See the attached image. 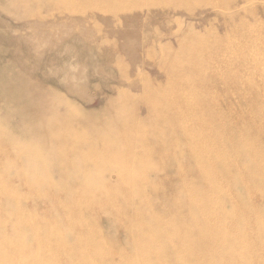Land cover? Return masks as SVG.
Masks as SVG:
<instances>
[{
    "label": "rangeland",
    "instance_id": "rangeland-1",
    "mask_svg": "<svg viewBox=\"0 0 264 264\" xmlns=\"http://www.w3.org/2000/svg\"><path fill=\"white\" fill-rule=\"evenodd\" d=\"M210 193L234 230L204 224ZM262 223L264 0H0V257L264 264Z\"/></svg>",
    "mask_w": 264,
    "mask_h": 264
},
{
    "label": "bare ground",
    "instance_id": "bare-ground-1",
    "mask_svg": "<svg viewBox=\"0 0 264 264\" xmlns=\"http://www.w3.org/2000/svg\"><path fill=\"white\" fill-rule=\"evenodd\" d=\"M210 1H212V0H209V2H210ZM216 1H218V0H216ZM220 1H221V0H220ZM213 3H214V2H213ZM219 3H220V2H219ZM219 3H218V4H219ZM211 4H212V3H211ZM219 5H220V4H219ZM141 6H142V5H141ZM213 6H215V4H214ZM235 42H236V41H235ZM229 43H230V42H229ZM229 43L226 44V45H229ZM224 44H225V43H224ZM224 44H223V48L227 47V46H225ZM230 44L232 45V43H230ZM236 44H237V42H236ZM221 45H222V44H221ZM237 46H238V44H237ZM232 48H233V47H232ZM126 49H127V48H126ZM227 49H228V48H227ZM227 49H226V50H227ZM238 49H239V48H238ZM242 49H243V48L241 47V52H242ZM202 50H203L202 52H205V51H206V50H204V48H203ZM224 50H225V49H224ZM224 50H223V51H224ZM230 50H231V49H230V45H229V49H228V51L232 53L233 51H230ZM234 50H235V48H234ZM109 51H110V50H109ZM220 51L222 52V50H220ZM228 51H227V52L224 51V52H222V53H223V54L225 53L226 55H228V54H227ZM243 51H244V50H243ZM110 52H112V51H110ZM110 52H109V53H110ZM128 52H130V51L128 50ZM235 52H236V51H235ZM238 52H239V51L237 50L236 53H237L238 55H240L241 52H240V53H238ZM109 53H107V54H109ZM207 53H208V52H207ZM242 53H243V52H242ZM127 54H129V53H127ZM153 55H154V54H153ZM208 55H209V54H208ZM221 55H222V54H221ZM232 55H233V54H232ZM238 55L235 54V56H237V59H238ZM242 55H243V54H242ZM109 56H110V55H109ZM209 56H210V55H209ZM210 57H211V56H210ZM228 57H229V56H228ZM240 57H241V56H240ZM225 58H226V57H225ZM225 58H223V59H225ZM194 59H195V58H194ZM221 59H222V58H221ZM229 59H230V58H228V60H229ZM233 59H234V61H235V58H233ZM233 59H232V57H231L230 60H233ZM192 60H193V59H192ZM195 60H196V59H195ZM210 60H211V59H210ZM226 60H227V59H226ZM226 60H225V61H226ZM228 60H227V61H228ZM172 61H173V60H172ZM234 61H233L232 63H235ZM254 61H255V60H254ZM132 62H133V61H132ZM255 62H256V61H255ZM105 63H106V62H105ZM169 63H170V61H169ZM251 63H252V62H251ZM136 64H137V63H136ZM136 64H134V65L137 66ZM253 64H254V63H253ZM172 66H173V65H172ZM245 66H247V65H245ZM199 67H201V66L199 65ZM232 67H233V66H232ZM247 67H249V66H247ZM258 67H259V66H258ZM134 68H135V67H134ZM196 68H197V67H196ZM204 68H205V67H204ZM197 70H198V73H202V72H201L202 70H201L200 72H199L200 69L197 68ZM137 71H138V70H137ZM174 71H175V70H174ZM245 71H246V70H245ZM231 72H232V73L235 72L234 69H233ZM101 73H102V72H101ZM235 73H236V72H235ZM247 73H248V70H247ZM140 74H141V73H140ZM191 74H192V73H191ZM191 74H190V75H191ZM82 75H83V74H82ZM174 75H175V73L173 74V76H174ZM182 75H184V74H182ZM202 75H203V74H202ZM246 75H247V74H246ZM176 76H177V75H176ZM180 76H181V75H180ZM180 76H179V77H180ZM199 76H200V75H199ZM168 77H169L168 79H170V76H168ZM174 77H175V76H174ZM194 77H195V75H194ZM244 77H245V75H244ZM244 77H243V75H242V79H243ZM166 78H167V77H166ZM189 78H190V77H189ZM246 78H247V77H246ZM105 79H106V78H105ZM174 79H175V78H174ZM177 79H178V78H177ZM185 79L187 80V78H185ZM185 79H184V80H185ZM240 79H241V78H240ZM166 80H167V79H166ZM166 80H165V81H166ZM171 80H172V79H171ZM184 80L182 79V81H184ZM199 80H200V79H199ZM81 81H82V78H81ZM81 81H80V82H81ZM169 81H170V80H169ZM172 81H174V80H172ZM178 81H179V79H178ZM188 81H190V80H188ZM167 82H168V81H167ZM179 82H181V80H180ZM243 82H244V81H243ZM81 83H82V82H81ZM83 83H84V82H83ZM168 83H169V82H168ZM174 83H175V81H174ZM174 83H173V84H174ZM183 83H184V82H183ZM188 83H189V82H188ZM188 83H187V84H188ZM77 84H78V83H77ZM77 84H74L75 87H76ZM79 84H80V83H79ZM175 84H176V83H175ZM81 85H83V84H81ZM169 85H170V84H169ZM171 85H172V84H171ZM71 86H72V85H71ZM174 86H176V85H174ZM174 86H173V88H174ZM180 86H182V84H181ZM194 86H195V85H194ZM72 87H73V86H72ZM77 87H78V86H77ZM168 87H169V86H168ZM183 87H184V84H183ZM183 87H182V88H183ZM187 87H188V85H187ZM189 87H191V86H189ZM199 87H200V86H199ZM84 88H85V87H84ZM84 88H83V89H84ZM170 88H171V87H170ZM176 88H177V87H176ZM182 88H181V89H182ZM171 89H172V88H171ZM183 89H184V88H183ZM191 89H192V88H191ZM193 89H194V88H193ZM193 89H192V90H193ZM195 89H197L196 86H195ZM176 90H177V89H176ZM197 90H198V89H197ZM78 91H79V90H78ZM78 91H77V92H78ZM82 91H83V90H82ZM86 91H87V90H86ZM167 91H169V90H167ZM171 91H172V90H171ZM188 91H189L188 94H189L190 92H192V91H190V89H189ZM67 92H68V91H67ZM94 92H95V91H94ZM180 92H181V91H180ZM197 92H198V91H197ZM74 93H75V92H73V94H74ZM79 93H80V92H78V94H79ZM168 93H169V92H168ZM172 93H173V94L171 95V93H170V95H171L172 97H174V93H176V91H175V92L172 91ZM183 93H184V91H183ZM192 93L195 94V93H196L195 90H194V92H192ZM192 93H190V94H192ZM198 93H199V92H198ZM68 94H70V92H69ZM73 94H72V95H73ZM82 94H83V93H82ZM194 94H192V95H187V94H186V95H187V96H190V97H191V96L193 97ZM76 95H77V94H76ZM181 95H183V94H181ZM181 95H177V96H181ZM198 95L200 96V93H199ZM77 96H78V95H77ZM79 96H80V95H79ZM187 96H186V97H187ZM194 96H196V94H195ZM144 97H145V96H144ZM146 97H147V96H146ZM168 97H169V94H168ZM172 97H169L168 99H171ZM184 97H185V96H184ZM192 97H191V98H192ZM58 98H59V97H58ZM80 98H81V97H80ZM148 98H150V97H148ZM177 99H178V98H177ZM177 99H176V103H177ZM187 99H190V98L188 97ZM187 99H186V100H187ZM193 99H194L193 101H196V100L198 99V102H197V103H199V98H198V97H197L196 100H195V97H193ZM183 100H185V99H183ZM186 100H185V101H186ZM200 100H201V99H200ZM54 101H56V100H54ZM151 102H152V103H155V102H154V99H153ZM168 102H169V101H168ZM174 102H175V101H174ZM183 102H184V101H183ZM58 103H59V102H58ZM172 103H173V102H172ZM194 103H195V102H194ZM197 103H195V104H197ZM203 103H204V101L202 102V104H203ZM211 103H212V102H211ZM177 104H178V103H177ZM177 104H176V106H177ZM190 104H191V103H190ZM190 104H189V105H190ZM202 104H201V105H202ZM150 105H151V104H150ZM152 105H153V104H152ZM171 105H172V104H171ZM178 105H179V104H178ZM184 105H185V103H184ZM192 105H193V104H192ZM197 105H198V104H197ZM35 106H36V105H35ZM153 106H154V105H153ZM174 106H175V105H173V107H174ZM176 106H175V107H176ZM190 106H191V105H190ZM156 107H158V106H156ZM156 107H155V108H156ZM171 107H172V106H171ZM179 107H180V106H179ZM186 107H188V105H187ZM186 107H185V108H186ZM192 107H193V106H191L190 109H192ZM196 107H197V106H196ZM196 107H195V108H196ZM44 108H45V107H44ZM172 109H173V108H172ZM177 109H178V106H177ZM177 109H176V110H177ZM156 110H157V109H156ZM181 110H183V114H184V112H185V111H184V108L181 109ZM188 110H189V109H188ZM188 110H187V111H188ZM194 110H195V109H194ZM191 111L193 112V110H191ZM195 111H196V110H195ZM195 111H194V112H195ZM198 111H199V110H198ZM204 111H205V108H204ZM204 111H203V112H204ZM178 112H180V111H178ZM201 113H202V112H201ZM173 114H174V113H173ZM180 114H181V113H180ZM183 114H182V115H179V114H178V115H179V116H183ZM188 114L191 115L190 112H189ZM193 114H194V113H193ZM174 115H175V114H174ZM176 115H177V113H176ZM176 115H175L173 118H175V119L178 118V120H179V125H180L184 130H185V129L188 130V128H189V129H192V131H193L194 125L196 124V121H193V119H194V120L197 119V118L199 117L198 115H197L198 117L195 116L194 118H193V116L191 115L193 119L191 118V116H190V118H191L192 120H191V119H187V118H185V117H184V118H181V117H179L178 115H177V116H176ZM194 115H195V114H194ZM204 116H205V115H204ZM204 116H203V117H204ZM208 117H209V116H208ZM218 117H219V116H218ZM201 118H202V117H201ZM198 119H199V118H198ZM202 119H203V118H202ZM202 119H200V122H201ZM210 119H211V118H210ZM219 122H220V121H219ZM157 123H158V122H157ZM207 123H208V122H207ZM58 124H59V123H57V125H58ZM197 125H198V124H197ZM203 126H204V125H203ZM206 126H207V125H206ZM210 126H211V124H210ZM212 126H213V124H212ZM195 127L198 128L199 125H198V126H195ZM200 128H202V127H200ZM209 128H210V127H209ZM49 129H50V128H49ZM184 130H183V131H184ZM197 130H198V129H197ZM199 130H200V129H199ZM202 130H203V129H202ZM205 130H206L205 132H207V130L211 132L210 129H205ZM185 131H186V130H185ZM192 131L189 130V133L192 132ZM195 131H196V130H195ZM203 131H204V130H203ZM212 131H213V130H212ZM42 132H43V131H42ZM133 132H134V131H133ZM186 132H187V131H186ZM193 132H194V131H193ZM193 132H192V133H193ZM196 132H197V131H196ZM199 132H200V131H199ZM210 132H209V133H210ZM134 133H135V132H134ZM197 133H198V132H197ZM200 133H201V132H200ZM203 133H204V132H203ZM212 133H213V132H212ZM212 133L210 134V136L212 135ZM36 134H37V133H36ZM36 134H35V135H36ZM186 134H187V133H186ZM204 134H205V133H204ZM39 135H40V134H39ZM41 135H42V133H41ZM190 135H191V133H190ZM194 135H195V134H193V136H192V135H191V136H188V138L186 139L187 142H188V144H189V146H190V148L193 149V150H194L195 148H199V146H202V144H204V142L207 141V140H206V141H204V142L202 143V140H201L200 134H199V133L196 134V136L198 135L199 137H198V136L195 137ZM213 135H214V134H213ZM204 138H205V137H204ZM210 138H211V137H210ZM13 139H14V138H13ZM205 139H207V138H205ZM211 140H213V139H211ZM32 141H33V144H34V140H32ZM208 141H209V140H208ZM211 142H212V141H211ZM213 142H214V141H213ZM18 143H19V142H18ZM31 143H32V142H31ZM38 143H39V142H38ZM24 144H26V143H24ZM27 144H28V143H27ZM27 144H26V145H27ZM39 144H40V143H39ZM41 144H42V142H41ZM144 144H145V143H144ZM144 144L142 143V145H144ZM206 144H207V142H206ZM209 144H210V141H209ZM209 144H208V145H209ZM212 144H213V146L215 145L214 143H212ZM21 145L23 146V144H21ZM21 145H20V146H21ZM22 146H21V149H22ZM33 146H34V145H33ZM146 146H147V145H146ZM17 147H18V144H17ZM25 147H26V146H25ZM35 147H37V143H36ZM35 147H34V148H35ZM144 147H145V145H144ZM209 147H211V146H209ZM26 148H27V147H26ZM38 148H39V147H38ZM41 148H42V147H41ZM183 148H184V145H183ZM32 149H33V148H32ZM39 149H40V148H39ZM44 149H45V148H44ZM47 149H48V148H47ZM146 149H147V148H146ZM206 149H207V148H206ZM213 149H215V147H214ZM219 149H220V148H219ZM26 150H27V149H26ZM144 150H145V149H143V152H144ZM148 150H149V149H148ZM201 150H202V149H201ZM204 150H205V147L203 148L202 151H204ZM20 151H21V150H20ZM34 151H35V150H34ZM34 151H33V152H34ZM60 151H61V150H60ZM202 151H201V152H202ZM215 151H216V150H215ZM215 151L213 150V152H215ZM218 151H219V150H217V154L219 153ZM220 151H221V149H220ZM33 152H32V153H33ZM36 152H37V151H36ZM146 152H147V151H146ZM146 152H144V153H146ZM205 152H207V154H208V151L205 150ZM205 152H204V154H205ZM144 153H143V155H145ZM202 153H203V152H202ZM220 153H221V152H220ZM26 154H27V153H26ZM35 154H36V153H35ZM42 154H43V153H42ZM46 154H47V153H46ZM217 154H216V156H217ZM94 155H95V154H94ZM94 155H93V158L96 157V156H94ZM219 155L221 156V154H219ZM29 156H30V155H29ZM37 156H38V155H37ZM145 156H146V155H145ZM147 156H148V154H147ZM197 156H198V155H197ZM204 156L207 157L206 155H204ZM38 157H39V156H38ZM45 157L47 158V156H45ZM118 157H119V155H118ZM142 157H143V156H142ZM209 157H211V156H209ZM26 158H27V157H26ZM43 158H44V157H43ZM107 158H108V157H107ZM145 158H146V157H145ZM219 158H220V157H219ZM35 159H36V158H35ZM40 159H41V158H40ZM89 159H90V157H89L87 154H84V155H83V160H89ZM117 159H118V158H117ZM175 159H176V158H175ZM208 159H209V158H208ZM30 160H31V159H30ZM30 160H29V162H30ZM43 160L45 161L46 159L44 158ZM26 161H27V160H25V162H26ZM37 161H38V160H37ZM44 161H43V162H44ZM47 161H48V159H47ZM49 161H50V159H49ZM127 161H128V160H127ZM38 162H39V161H38ZM40 162L42 163V161H40ZM41 163H40V164H41ZM176 163H177V162H176ZM210 163H212V162H209V164H210ZM25 164H26V163H25ZM36 164H39V163H36ZM42 164H43V163H42ZM118 164H119V163H117V165H118ZM32 165L34 166V163H32ZM44 165H45V164H44ZM66 165H67V164H66ZM107 165H108V164H107ZM177 165H179V163H178ZM180 165H181V164H180ZM28 166H29V165H28ZM51 166H52V165H51ZM118 166H119V165H118ZM181 166H182V165H181ZM210 166H211V164H210ZM30 167H31V166H30ZM41 167H42V166H41ZM176 167H179V166H176ZM214 167L216 168V164H215ZM36 168H37V167H36ZM49 168H50V167H49ZM129 168H130V167H129ZM201 168H204V166L202 167V165H201ZM29 169H30V168H29ZM204 169H206V168H204ZM216 169H217V168H216ZM36 170H37V169H36ZM127 170H128V169H127ZM179 170H181V169H179ZM212 170H213V169H211V171H212ZM38 171H39V170H38ZM44 171H46V170H44ZM44 171H42V172L39 171V172L42 173V174H44ZM64 171H65V170H64ZM117 171H118V170H117ZM181 171H182V170H181ZM211 171H210V172H211ZM205 172H206V171H205ZM218 174H219V172H218ZM211 175H213V173H211ZM211 175H210V176H211ZM40 176H41V175H40ZM82 176H83V175H82ZM184 176H185V175H184ZM213 176H214V175H213ZM220 177H221V175H220ZM216 178H217V177H216ZM41 179H42V178H41ZM44 179H45V178H44ZM180 179H181V178H180ZM213 180H214V178H213ZM218 180H219V179H218ZM218 180L216 181V183H217L218 186H220V185L218 184ZM222 180H223V179H222ZM37 181H38V180H37ZM43 181H44V180H43ZM139 181H140V179H139ZM214 181H215V180H214ZM224 182H225V181H224ZM224 182H221V184L224 183ZM181 183H182V182H181ZM32 184H34V183H32ZM32 184H30V185H32ZM182 184H183V183H182ZM225 184H226V183H225ZM225 184H224V185H225ZM30 185H29V186H30ZM65 185H66V184H65ZM90 185H91V184H90ZM122 185H123V184H122ZM131 185H132V184H131ZM91 186H92V185H91ZM214 186H215V185H214ZM7 187H8V186H7ZM101 187H102V186H101ZM128 187H130V186H129V183H128ZM152 187H153V186H152ZM220 187H221V186H220ZM223 187H224V186H223ZM182 188H183V185H182ZM246 188H247V187H246ZM248 188H249V187H248ZM248 188H247V189H248ZM4 189H5V188H4ZM111 189H112V188H111ZM111 189H110V190H111ZM152 189H153V188H152ZM221 189L224 190V188H221ZM221 189H220V191H221ZM226 189H228V186H227V185H226ZM226 189H225L223 192H225ZM153 190H154V189H153ZM155 190H156V189H155ZM250 190H251V189H250ZM231 191H232V190H231ZM13 192H14V189H9V188H6V189H5V193L12 194V195H8L9 198H12V197H13ZM227 192H228V191H227ZM250 192H251V191H250ZM250 192H249V193H250ZM108 193H109V192H108ZM111 193H112V192H111ZM214 194H216V193L214 192ZM218 194H219V192H218ZM222 194H225V193H222ZM230 194H231V193H230ZM78 196H79V195H78ZM103 196L105 197V195H103ZM150 196H151V195H150ZM210 196H211V193H210ZM210 196H209V197H210ZM228 196H229V193H228ZM67 197H69V196H67ZM207 197H208V196H207ZM209 197H208V199H209ZM223 197H224V196H223ZM212 198H213V199H212ZM226 198H227V196H226ZM229 198H231V197H229ZM66 199H67V198H66ZM91 199H92V197H91ZM109 199H110V198H109ZM224 199H225V198H224ZM103 200H104V199H103ZM209 200H210V199H209ZM211 200H212L211 205H210V206H211V208H210L211 210H207V202H202L201 204L199 203V206H200V207H199V209H200V213H201V215L204 217V220H205V221H204V224L209 225V226H211V225L215 226L216 231H217V232H220V233H226L228 230H229V231H230V230H234L235 228H234V229H232V228H231V229H228V225H229V224L231 225L233 220H231V213H229L228 211H226V210L224 209V205H223L222 201L220 200V196H218V195L211 196ZM6 201H7V200H6ZM139 201H140V200H139ZM232 201H233V200H231V202H232ZM208 203L210 204V202H208ZM233 203H235V202L233 201ZM93 204H94V203H93ZM100 204H101V203H100ZM107 204H108V202H107ZM85 205H86V203H85ZM150 206H151V205H150ZM210 206H209V207H210ZM10 207H11V206H10ZM13 207H14V205H13ZM234 207H236L235 204H234ZM11 208H12V207H11ZM160 208H161V207H160ZM12 209H13V208H12ZM233 209H234V208H233ZM29 211L31 212V210H29ZM234 211H235V209H234ZM33 214H34V213H33ZM233 214H234V213H233ZM233 214H232V215H233ZM233 216H235V214H234ZM59 218H60V217H59ZM235 218H236V217H235ZM260 219H261V216H260ZM262 220H263V218L261 219V221H262ZM48 221H49V220H48ZM121 221H122V220H121ZM121 221H120V222H121ZM255 221H256V220H255ZM49 222H50V221H49ZM76 222H78V220L76 221V219H75V223H76ZM233 223H234V222H233ZM35 224H36V223H35ZM76 224H77V223H76ZM234 224H235V223H234ZM262 224L264 225V223H262ZM197 225H198V224H197ZM71 226H72V225H71ZM65 227H66V226H65ZM234 227H236V226H234ZM246 227H247V226H246ZM77 228H78V227H77ZM207 228H209V227L207 226ZM211 228H212V227H211ZM250 228H251V227H250ZM80 229H81V228H80ZM246 229L250 232V229H248V227H247ZM69 231H70V230H69ZM236 231H237V230H235L234 232H236ZM7 232H8V231H7ZM208 232H209V231H208ZM213 232H214V231H213ZM65 233H66V231H65ZM228 233H231V232H228ZM246 233H247V232H246ZM232 234H235V233H232ZM247 234H248V233H247ZM65 235H66V234H65ZM69 235H72V233L70 232ZM230 235H231V234H230ZM59 236H61V235L59 234ZM219 237H220V236H219ZM240 237H241V236H240ZM246 237H247V236H246ZM32 238H33V236H32ZM70 238H71V237H70ZM248 238H249V237H247V239H248ZM250 238H251V233H250ZM68 239H69V238H68ZM123 239H124V237H123ZM125 239H127V238H125ZM251 239H252V238H251ZM70 240H71V239H70ZM239 240H240V238H239ZM170 241H171V239H170ZM242 241H243V239H242ZM244 241H245V240H244ZM247 241L250 242V244H251V241H249V240H247ZM221 242H222V241H221ZM245 242H246V241H245ZM248 242H247L246 244H249ZM62 243H63V242H62ZM252 243H253V242H252ZM256 243H257V242H256ZM59 244H60V243H59ZM216 244H217V243H216ZM250 244H249V245H250ZM217 245H218V244H217ZM257 245H258V244H257ZM44 246H45V245H44ZM44 246H43V247H44ZM250 246H251V245H250ZM174 247H175V246H174ZM251 247H253V245H252ZM4 248H5V247H4ZM45 248L48 249L47 247H45ZM179 248H180V247H178V249H179ZM237 248H238V247H237ZM5 249H6V248H5ZM58 249H59V248H58ZM213 249H215V248H212V250H213ZM6 250H7V249H6ZM65 250H66V249H65ZM113 251H114V250H113ZM217 251H218V249H217ZM250 251H251V250H250ZM253 251H254V250H253ZM184 252H185V250H184ZM214 252H216V250H215ZM258 252H259V249H258ZM49 253H50V252H49ZM112 253H113V252H112ZM115 253H116V252H115ZM115 253H113V254H115ZM218 253H219V252H218ZM5 254H6V253H4V255H5ZM179 254H180V253H179ZM30 255H31V254H30ZM51 255H52V253H51ZM134 255H135V254H134ZM239 255H240V253H239ZM258 255H259V253H258ZM21 256H23L24 258L26 257V254H25L24 251L19 252L18 254L14 255L13 253L9 252V250H8V251H7V255H6L5 257H0V263H3V262H2V261H3V258H6V259H8V264H11V263L14 261V259H17V258H20V259H21ZM158 256H159V254H158ZM258 257H260V256H258ZM136 258H137V257H136ZM199 258H200V257H199ZM235 258H236V257H235ZM63 259H65V258H63ZM89 259H90V258H89ZM197 259H198V256H197ZM200 259H201V258H200ZM237 259H238V258H237ZM59 260H60V258H59ZM90 260H91V263H92L93 261H95L94 259H93V260L90 259ZM158 260H159V259H158ZM180 260H181V259H180ZM228 260H229V259H227V261H228ZM253 260H255V259H253ZM253 260H252V261H253ZM46 261H47V260H46ZM137 261H138V258H137ZM24 262H29V261H24ZM47 262H48V261H47ZM139 262H140V264H142L141 261H139ZM139 262H138V263H139ZM160 262H163V261H160ZM196 262H198V261H196ZM225 262H226V261H225ZM229 262H230V260H229ZM254 262H255V261H254ZM254 262H253V263H254ZM14 263H15V262H14ZM163 263H164V262H163ZM163 263H162V264H163ZM227 263H228V262H227ZM95 264H96V263H95ZM149 264H150V263H149ZM225 264H226V263H225ZM228 264H231V263H228ZM235 264H237V263H235ZM254 264H255V263H254Z\"/></svg>",
    "mask_w": 264,
    "mask_h": 264
}]
</instances>
